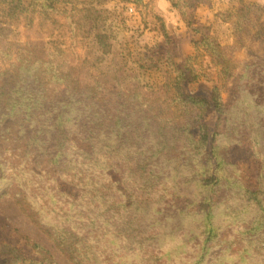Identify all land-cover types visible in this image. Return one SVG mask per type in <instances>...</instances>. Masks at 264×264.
<instances>
[{
  "label": "trees",
  "instance_id": "1",
  "mask_svg": "<svg viewBox=\"0 0 264 264\" xmlns=\"http://www.w3.org/2000/svg\"><path fill=\"white\" fill-rule=\"evenodd\" d=\"M22 1L4 0L14 22L30 25L32 16H23L29 7L69 6L76 29L95 33L96 60L112 54L97 23L107 12L93 7L109 0ZM241 5L239 18L252 9ZM195 29L202 37L194 47H204L211 66L199 70L187 56L176 68L169 57L176 75L153 83L117 69L83 79L85 61L66 65L7 49V65L0 62V218L10 220L7 197L37 232L5 223L15 239L0 240V264H56L55 250L70 264H216L206 248L223 235L225 215L232 222L239 213L251 222H240L227 249L246 243L235 247L243 249L236 261L246 263L245 251L254 248L261 261L250 264H264V66L239 69L209 26ZM213 68L222 82L244 83L225 103L222 83L205 89L216 114L210 130L193 115L203 96L190 86ZM224 201L218 219L222 211L213 207ZM246 228L256 237L244 236Z\"/></svg>",
  "mask_w": 264,
  "mask_h": 264
},
{
  "label": "rangeland",
  "instance_id": "2",
  "mask_svg": "<svg viewBox=\"0 0 264 264\" xmlns=\"http://www.w3.org/2000/svg\"><path fill=\"white\" fill-rule=\"evenodd\" d=\"M28 1L23 0L22 4L27 6ZM241 2L252 5V9L251 12L239 18L236 9L242 6ZM8 7L4 0H0V62L2 61V65L8 63L7 49L11 48L14 55L16 52H22L26 56V53L30 52L35 57L51 58L54 63L65 62L66 65L77 63L79 66L81 61H85L83 75L85 73L86 75L83 79L101 77L100 73L105 74L117 69L119 74L127 77L136 75L144 83L163 81L176 75V68L185 65L187 56L191 57V64L199 70L203 69L205 72L211 66L204 47L202 45L194 47L193 44L202 37L201 31L195 29L202 24L209 26L210 33L218 38L227 53L238 57L241 64L239 69H242L244 65H258L260 62L264 66V0H109L103 6L94 4L95 9L103 8L107 12L102 13L103 16L97 23L100 29H103L101 26L103 25L107 30L112 50V54L97 60L100 52L95 44V33L76 29V25L70 22L73 19L68 17L71 14L69 6L57 5L53 10L49 9L44 13L41 12L40 6L29 7L23 12L25 17L32 16V22L27 26L25 23H16L12 20L7 14ZM71 10L73 12V9ZM91 13L94 14V10H91ZM77 14L78 12L74 13V16ZM91 23L95 22L91 21ZM2 51H5V54H2ZM169 57L175 61L176 68L169 64ZM208 76H201L198 80L191 82L190 88L196 93H202L203 96L197 106L193 107V115L210 126L212 130L216 118V114L212 111L214 101L205 98L207 95L206 92L204 93L205 89L211 88L213 83L217 85L222 83L221 96L225 103L229 97L231 98L235 85H243L244 80L231 77L226 82H222L214 68ZM63 87L62 83L61 88ZM182 119H186V116L183 115ZM193 131L196 134L195 125ZM1 143L7 145L11 143V140H2ZM222 196H226L225 189L222 191ZM229 198L227 201L230 203L234 197ZM3 200L4 215L10 220L0 218V224L4 227L0 228V240L8 237L11 240L15 239L14 235L10 234L9 226H4L5 223L18 225L22 233L37 232L36 226L19 211L12 200L7 197ZM213 211L215 213L222 211L218 219L223 218L225 201L220 207H213ZM244 220L251 222V218L249 219L246 214L239 213L232 222L225 215L223 221L225 227L221 230L223 235H217V238L210 241L206 248L208 260L209 256L217 254L216 264H250V261L253 263L261 261L258 249L254 248L245 251L246 258L248 257L246 263L239 259L236 261L237 254H241L243 249L238 251L235 247L245 248L246 243L231 245L234 251L227 249L228 242L233 239L240 222ZM165 222L168 225L164 226V229L169 234L173 228L169 221ZM165 222L163 221V224ZM251 227L249 225V228ZM241 231L246 237L253 235L254 238L257 235L248 228ZM39 238L46 241L44 235H40ZM170 243L167 240L166 246ZM222 243L225 244L223 252L225 254L219 256L223 248ZM253 244L255 245L256 242ZM55 254L56 264H70L61 253L55 250ZM178 257H175L176 263L179 262ZM164 258L170 261L166 259L167 256Z\"/></svg>",
  "mask_w": 264,
  "mask_h": 264
}]
</instances>
